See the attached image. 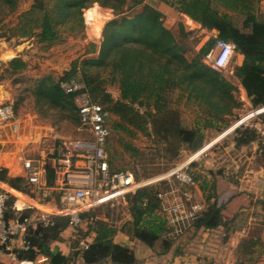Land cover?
<instances>
[{
	"label": "trees",
	"instance_id": "16d2710c",
	"mask_svg": "<svg viewBox=\"0 0 264 264\" xmlns=\"http://www.w3.org/2000/svg\"><path fill=\"white\" fill-rule=\"evenodd\" d=\"M50 1L47 5L36 3L23 14L18 24L9 29L12 36H29L41 29V40L52 44L64 32L84 29L83 10L93 4L99 3L116 13H123L127 3V0ZM145 1L132 0L129 9L144 5ZM163 1L203 28L216 31L217 39L236 46V53L243 55L244 62L235 69L234 79L243 87L254 109L264 106V13L261 11L264 0ZM18 2L0 0V10L13 14ZM162 18L161 12L145 4L144 10L132 18L109 22L97 58L86 59L81 68L74 65L60 79L53 76L41 79L33 95L42 105L65 112L67 118H73L80 126L76 96L66 94L61 86L62 82L76 80L84 85L83 91L88 92L95 103L103 106L108 121L110 114L120 118L121 123L116 124L115 129L129 133L132 126H137L143 133L152 136L153 132L150 133L147 127V124H151L154 133L161 136L166 153L171 154L172 157H168L171 161L179 156L183 147L192 152L199 151L206 143L209 130L221 132L230 127V118L242 108V103L235 96L239 88L223 71H216L204 62L216 40H210L196 57L189 59L186 56L188 48L164 26ZM182 34L187 36L184 27ZM6 36L7 33L1 35ZM6 68L7 73L15 75L25 71L28 64L21 58H15L6 64ZM115 84L119 85L121 91L119 100H115L106 89L108 85ZM177 90L180 93L178 101L186 97L189 102H198L203 110L204 115L197 120L195 127L184 126L179 115L172 110L170 96ZM140 109H145L144 113ZM234 133L237 147L258 142L264 156V140L255 129L240 128ZM174 142L177 143L175 149ZM131 148L129 145L128 149ZM189 173L195 183L201 185L207 204L193 225L195 230L220 227L226 207L223 204L219 206L218 201L211 203L215 196L208 194L206 182L200 183L206 181L202 174L192 169H189ZM0 182L15 190L32 193L27 180L10 178L5 169L0 171ZM212 186L216 190V182L213 181ZM159 191L160 186H152L126 197L132 217L129 228L133 236L147 246L153 248L160 244L162 248L169 249L175 239L165 237L170 227L161 209ZM233 215L240 217L243 213ZM96 216V211L82 216L94 219L91 229L97 234L87 249H80V240H77L76 250L68 257L60 252H51L50 244L59 240L61 233L69 228V218L55 217L53 226L40 227L35 233L32 230L29 232L27 240L30 249L18 251L20 258L36 260L39 255H46L51 264H76L79 258L85 264H136L134 251L114 242L117 230L113 225L96 221ZM7 218H14V213L10 211ZM249 245L250 242L245 247Z\"/></svg>",
	"mask_w": 264,
	"mask_h": 264
},
{
	"label": "rangeland",
	"instance_id": "374dc122",
	"mask_svg": "<svg viewBox=\"0 0 264 264\" xmlns=\"http://www.w3.org/2000/svg\"><path fill=\"white\" fill-rule=\"evenodd\" d=\"M131 1L127 0L123 13H116L115 10L104 7L99 3L93 4L90 8L83 10L84 29L75 32H64L52 44L41 40V29L35 30L34 34L29 36H20V34L12 36L9 31V29L14 28L18 24L21 16L29 12L36 3L42 2L47 5L51 2L50 0H19L17 9L13 14L0 10V105L12 104L16 108L15 121L0 126V133H2L4 139H9L7 147L11 146L12 148L13 146L14 149L16 145H23L25 150H30L31 157L33 155L36 157L45 155L48 158H52L53 152L63 141L90 137L88 134L81 132L78 123L73 118H67L65 112L42 105L33 95V90L41 79L48 76L60 79L70 72L74 65L81 68L82 62L86 59L97 58L104 41V30L109 22L115 19L132 18L135 14L142 12L144 5L147 4L163 14L164 26L171 30L179 42L188 48L186 56L189 59L196 57L210 40H217L214 34L207 32L198 23L179 13L163 0H146L144 5L130 10ZM182 27H184L186 37L182 34ZM62 29L65 30V27ZM2 33H7V36L1 37ZM15 58L24 60L28 64V68L19 74L11 75L6 72V64ZM205 63L210 66V63ZM232 71L233 66L230 65L228 70L223 71V74L238 86ZM106 89L115 100L121 98L119 85H108ZM179 96V90L170 96L172 110L176 115H179L184 126L187 128L195 127L197 120L204 115L202 108L198 102L187 101L186 97L178 101ZM235 96L242 103V108L236 110L235 116L230 118V127L221 132L209 130L204 147L197 152H192L187 147H183L179 156L172 161L171 159L169 160L172 156L166 153L165 144L162 143L161 136L154 133L155 131L152 130L151 124H147V127L150 133L153 132L152 136L146 135L137 126H132L130 132L125 133L122 130L115 129V125L121 123V120L117 116L110 114L108 121L110 128L108 154L112 168L118 171H130L138 180L147 181L166 177L201 152L206 146L217 140L208 151L193 160L190 169L205 177L206 181H201L200 183L206 182L208 184V194L215 196L211 203L218 200V205H222L227 200V196H225L227 191L224 183L225 177L231 178L233 183H237L238 179L241 178L237 173H230L233 165H237V163L243 164L248 161L247 156H251L259 147L258 143L255 142L246 148V154L235 155L229 145V139L231 138H220L241 118L253 112L252 104L246 101L241 91L236 92ZM140 110L142 113L145 111V109ZM258 122L264 125V117L250 120L245 126L258 124ZM234 134L233 132L231 135ZM176 144L174 142V149ZM0 145V150L6 147L5 143H0ZM129 145L132 147L131 149H128ZM247 164L249 163H246L245 166ZM258 164L262 163L256 162V167ZM193 165L194 167H192ZM170 181L176 186L180 185L174 177H170ZM213 181L216 182V190L213 189ZM162 183L164 187L167 181L165 180ZM200 187L201 185L199 186L200 192L196 191L195 193V187L188 190L193 195V202L203 206L204 210L207 208V204ZM260 187H256L258 190L256 194L253 191L251 192L250 186L242 190L241 193L246 194V201H244L247 204V211L240 217H248L246 221L250 220L252 226L254 225V230H251V234L254 237L257 235L261 238L262 244L257 245L253 258L257 260L258 264H264V195L258 196L261 193ZM251 193H254L253 197H251ZM253 200H256L257 204L252 206ZM121 207L122 211L120 210L118 215L115 213L114 217H128L127 210L122 205ZM223 216L233 217L234 215L230 214L229 216V212L224 210ZM249 226L251 227V224H248ZM76 232L75 240H79V233L78 231ZM176 248L193 260L200 259L202 262L204 260L209 262L213 259L220 262L224 257L222 252L217 254V256L215 254L218 252L213 256L209 255V253L212 254L210 250L214 247H209L204 240V236L195 234L194 230L191 229L185 235L173 241L172 249L175 250ZM214 249L216 250V248ZM207 252L208 254H206Z\"/></svg>",
	"mask_w": 264,
	"mask_h": 264
},
{
	"label": "built area",
	"instance_id": "2783aa9c",
	"mask_svg": "<svg viewBox=\"0 0 264 264\" xmlns=\"http://www.w3.org/2000/svg\"><path fill=\"white\" fill-rule=\"evenodd\" d=\"M235 53L233 43L217 39L205 62L216 71H225L229 69ZM61 86L66 94L76 96L79 130L90 137L63 141L55 149L53 156L57 163V179L54 187H48L43 180L46 170L43 161H24L27 182L31 189L40 193L38 199L33 196L35 192L26 193L0 184V251L8 253L19 264H36L34 260L21 259L18 253L30 249L27 235L36 225L53 226L55 217H67L69 228L77 230L83 223L84 213L105 206L115 208L128 195L152 186H160L158 198L170 227L165 237L176 240L185 235L203 211V206L193 202V195L188 190L196 186L189 173L190 165L209 149H203L166 177L144 181L138 180L130 171L114 170L108 154L110 128L103 106L95 103L90 94L83 91L84 85L76 80L62 82ZM252 109L249 119H245L248 115L244 116L225 133L250 127L263 139L262 123L245 126L250 120L264 117V106ZM15 119L14 105H0V126ZM80 161L84 162V167L78 165ZM170 177L176 178L180 185L172 184ZM165 180L167 183L162 187ZM51 202H55V207H46ZM10 211L14 213L12 219L7 218ZM79 246L80 249H87L89 244L82 240Z\"/></svg>",
	"mask_w": 264,
	"mask_h": 264
},
{
	"label": "crops",
	"instance_id": "0c3cea01",
	"mask_svg": "<svg viewBox=\"0 0 264 264\" xmlns=\"http://www.w3.org/2000/svg\"><path fill=\"white\" fill-rule=\"evenodd\" d=\"M261 11L264 13V2L261 4ZM240 22V20H237ZM238 26L239 23H238ZM205 29V28H203ZM207 32L214 34L217 38V32L216 31H210L205 29ZM244 62L243 55L239 53H235L234 57L232 58L231 65L233 66V73L235 72V69L239 66H241ZM239 91H241V94L245 96L246 101L251 104L247 93L243 89V87L239 84L238 85ZM252 106V105H251ZM253 107V106H252ZM233 134V133H231ZM228 134L224 138H231L229 139L230 147L233 149V151L236 154H246V148L248 146L243 147H237L236 143L234 141L235 136ZM9 139H4L2 133H0V143H5V148L0 150V171L2 169L7 170L8 176L10 178H23L27 180V173L24 169V161L26 159H33V160H41L44 162L46 166V170L44 173L43 180L48 185V187H54V184L56 183L57 179V163L52 156V158H48L45 155H39V156H30L31 152L30 150H25L23 145H16L13 149V146L7 147V142ZM217 141V140H215ZM212 142V143H215ZM211 143V144H212ZM258 143V142H257ZM250 145H253L250 144ZM1 146V145H0ZM259 146V144H258ZM53 155V154H52ZM248 161L245 163H237V165H233V168L231 169L230 173H237L239 174V177L241 179H238V182L233 183L231 181V178L228 179V177H225V184L227 191L225 192V196H227V200L223 205L226 207V211L230 214L234 213H244L247 211V204H245L246 201V194H242L243 189H247V187H251V192L258 191L256 189L257 186L260 187L261 195H264V156L261 154L259 147L253 154L247 156ZM256 162L262 163L258 164L256 167ZM246 163L247 166H245ZM255 163V165H254ZM78 165L80 167H84V162L80 161L78 162ZM217 177V176H216ZM219 177V176H218ZM241 182V187H240ZM261 183V184H260ZM0 184L6 185L3 182H0ZM236 184V185H235ZM245 187V188H244ZM32 192H35L33 189H31ZM196 191L200 192L199 186H195V193ZM250 192V191H249ZM34 197L38 199L40 197V193L35 192L33 193ZM254 196V193H251V197ZM256 195V197H258ZM248 199V198H247ZM245 200V201H244ZM218 201V200H217ZM55 202H51L50 204L46 205V207L54 208ZM257 201L253 200L251 205H256ZM127 210L128 217H114V214H119L120 210L122 211V207ZM220 206V204H219ZM251 206V207H252ZM96 211V221L98 222H105L113 225V227L117 230L116 235L114 236L113 240L116 244L126 246L130 249H132L135 253L137 262L136 264H258L257 260L253 258V255H255L257 245H259L262 241L261 238L255 235L251 234V230H254L252 223L250 220H247L248 217H223V224L216 228L211 230H195L194 226L191 228V230H194L195 234H200L202 237L204 236V240L207 242V245L209 247H214L210 250L211 253L209 255L217 256V254H220L221 252L224 254L223 259L218 262L216 259H213L209 262L204 260L203 262L200 261V259L193 260L191 257H188L185 255V253L180 252L179 249L173 250V244L169 249H164L161 247V245H157L153 248L147 246L142 241L136 239L133 234L130 231V223L132 222V217L129 213L128 208V202L127 198L125 201H122L120 205L116 206L115 208L110 206L100 207L99 209L92 210ZM117 211V212H116ZM91 212V211H89ZM89 212L84 213L88 214ZM107 212V213H106ZM106 213V214H105ZM110 213V214H109ZM122 213V212H121ZM82 215V216H83ZM249 215V214H248ZM83 223L79 229H73V228H67L64 232L61 233L60 239L52 242L50 244V250L51 252H60L64 256H70L75 250L77 245V240H75V236L77 235V232L80 236V241H86L88 244H91L94 242V240L97 237V234L91 229L93 225L94 219H91V217H82ZM244 221V222H242ZM250 221V223H249ZM248 224H251V227H248ZM244 225V226H243ZM246 225V226H245ZM243 226V227H241ZM43 227L42 225H36L32 231L35 233L37 230ZM190 230V229H189ZM250 242V245L245 247L247 243ZM254 242L257 243V245H252ZM262 244V243H261ZM209 251V250H208ZM208 254V252L206 253ZM208 255V256H209ZM210 258V257H207ZM36 264H51L49 257L46 255H39L36 260H34ZM0 264H19V261L14 260L8 253L0 251ZM76 264H85L84 261L79 258L76 261ZM106 264H112L110 262Z\"/></svg>",
	"mask_w": 264,
	"mask_h": 264
},
{
	"label": "bare ground",
	"instance_id": "6f19581e",
	"mask_svg": "<svg viewBox=\"0 0 264 264\" xmlns=\"http://www.w3.org/2000/svg\"><path fill=\"white\" fill-rule=\"evenodd\" d=\"M251 116H252V115H248V116H246L245 119L247 120V119H249ZM228 133H229V132L224 133L220 138L225 137ZM214 144H215V143L209 144L208 146H206V147L204 148V150L209 149V148H210L212 145H214Z\"/></svg>",
	"mask_w": 264,
	"mask_h": 264
}]
</instances>
